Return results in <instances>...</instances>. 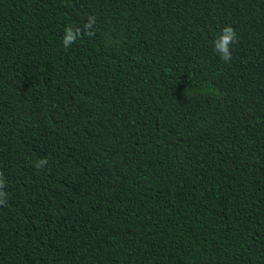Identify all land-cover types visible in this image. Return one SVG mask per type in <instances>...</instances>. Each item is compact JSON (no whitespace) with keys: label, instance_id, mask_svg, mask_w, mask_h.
Here are the masks:
<instances>
[{"label":"trees","instance_id":"obj_1","mask_svg":"<svg viewBox=\"0 0 264 264\" xmlns=\"http://www.w3.org/2000/svg\"><path fill=\"white\" fill-rule=\"evenodd\" d=\"M0 181V264H264V0H0Z\"/></svg>","mask_w":264,"mask_h":264},{"label":"clouds","instance_id":"obj_2","mask_svg":"<svg viewBox=\"0 0 264 264\" xmlns=\"http://www.w3.org/2000/svg\"><path fill=\"white\" fill-rule=\"evenodd\" d=\"M91 23L85 25L86 28H90ZM238 40L234 29L231 26H226L221 30V35L219 37V42L214 43L215 51L220 55V58L225 62H228L231 59L230 45L236 43ZM65 46L68 45V41H64ZM47 165V159H42L38 162V167L43 168ZM4 184L0 181V188H3ZM5 196V193L0 191V204H4L5 200L2 197Z\"/></svg>","mask_w":264,"mask_h":264}]
</instances>
